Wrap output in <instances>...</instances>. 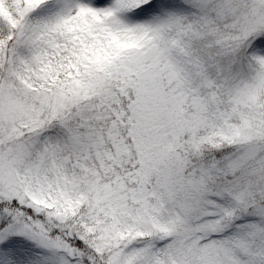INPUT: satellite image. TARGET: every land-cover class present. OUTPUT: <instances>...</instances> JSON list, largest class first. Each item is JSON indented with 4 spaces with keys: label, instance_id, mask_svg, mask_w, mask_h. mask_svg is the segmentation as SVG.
<instances>
[{
    "label": "snow or ice",
    "instance_id": "obj_1",
    "mask_svg": "<svg viewBox=\"0 0 264 264\" xmlns=\"http://www.w3.org/2000/svg\"><path fill=\"white\" fill-rule=\"evenodd\" d=\"M0 264H264V0H0Z\"/></svg>",
    "mask_w": 264,
    "mask_h": 264
}]
</instances>
